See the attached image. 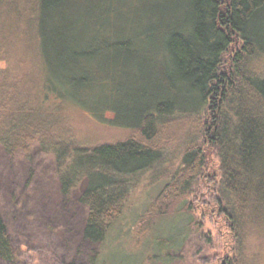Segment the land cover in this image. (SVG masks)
Returning a JSON list of instances; mask_svg holds the SVG:
<instances>
[{
	"label": "trees",
	"instance_id": "1",
	"mask_svg": "<svg viewBox=\"0 0 264 264\" xmlns=\"http://www.w3.org/2000/svg\"><path fill=\"white\" fill-rule=\"evenodd\" d=\"M31 8L43 105L0 68V147L27 159L37 147L60 195L82 210L85 260L67 264H179L201 235L199 200L230 235L219 264H254L250 247L264 243V0H35ZM66 102L130 134L85 145L57 117ZM144 176L151 188L165 184L136 205ZM200 181L208 183L201 195ZM120 230L125 243L110 248ZM15 260L0 213V261Z\"/></svg>",
	"mask_w": 264,
	"mask_h": 264
},
{
	"label": "rangeland",
	"instance_id": "2",
	"mask_svg": "<svg viewBox=\"0 0 264 264\" xmlns=\"http://www.w3.org/2000/svg\"><path fill=\"white\" fill-rule=\"evenodd\" d=\"M34 1L6 0L0 5V31L3 30L5 37L0 46L2 56L7 57L0 61V68L8 69L11 82L19 84L28 99L43 105V67L32 22ZM57 108L55 111L63 127L85 145L120 140L130 134L127 130L95 123L89 113L72 102L60 103ZM106 116L112 118L111 113ZM144 177L133 192L136 205L148 194L155 196L165 184L161 182L151 188L150 183L145 184ZM55 183L52 164L37 147L28 159L20 151L8 155L0 147V213L10 228L16 252L13 264H60L61 259L67 264L85 260V248L80 239L83 212L60 195ZM207 185L200 181L195 192L201 195ZM203 205L209 206L206 200L197 201L196 212L203 224L201 235L192 237L182 255L183 262L179 264H219L231 253L230 235L221 217L206 215L208 211L201 209ZM134 215L123 223L125 229ZM207 233L212 239L210 243H207ZM126 235L122 230L113 232L109 238L110 248L124 244ZM250 249L255 258L253 263L264 264V243L251 245ZM0 264L11 263L0 261Z\"/></svg>",
	"mask_w": 264,
	"mask_h": 264
}]
</instances>
